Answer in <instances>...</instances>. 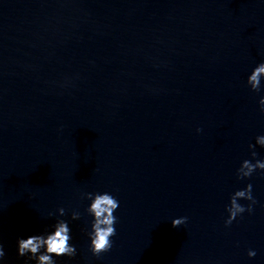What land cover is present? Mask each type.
<instances>
[{"label": "water", "instance_id": "obj_1", "mask_svg": "<svg viewBox=\"0 0 264 264\" xmlns=\"http://www.w3.org/2000/svg\"><path fill=\"white\" fill-rule=\"evenodd\" d=\"M0 264H264V0H0Z\"/></svg>", "mask_w": 264, "mask_h": 264}]
</instances>
